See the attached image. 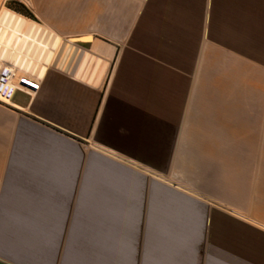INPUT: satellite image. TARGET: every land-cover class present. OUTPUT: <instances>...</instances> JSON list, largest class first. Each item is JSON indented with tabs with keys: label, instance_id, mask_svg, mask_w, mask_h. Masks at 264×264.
<instances>
[{
	"label": "crops",
	"instance_id": "1",
	"mask_svg": "<svg viewBox=\"0 0 264 264\" xmlns=\"http://www.w3.org/2000/svg\"><path fill=\"white\" fill-rule=\"evenodd\" d=\"M26 8L42 32L9 65L39 89L0 104V264H264V0Z\"/></svg>",
	"mask_w": 264,
	"mask_h": 264
},
{
	"label": "bare ground",
	"instance_id": "2",
	"mask_svg": "<svg viewBox=\"0 0 264 264\" xmlns=\"http://www.w3.org/2000/svg\"><path fill=\"white\" fill-rule=\"evenodd\" d=\"M41 32L42 31L40 30V28H38L34 24L25 21L24 19L17 16L16 14H13L7 9L1 7L0 8V67L8 66L11 68V71L17 74L27 75L28 77H32L36 81H38L35 77L39 73L41 68H40V65L37 66L34 61L28 60L27 62H25L24 71L28 70L29 73L34 72L35 77L25 74V73H19V71L14 70L9 65V63L11 64L16 63V53L22 49L26 41V38H28L29 41H32V37L35 36L36 34L40 35ZM46 40L48 42V45H47V49H48L53 43L54 37H50V36L48 37V35L45 34V40L42 41L41 46H40L41 49L39 50V52L42 49H44L43 46L46 45ZM58 47L59 48L61 47L64 50L63 52L64 54L69 53L68 51L71 48L72 50L74 49V47H72L69 42L64 43L61 40H58L56 42V47H54V53H56ZM42 61H43V58L41 62ZM20 64H21V61L18 62V65ZM63 64H64L63 60L59 61L58 68L63 67V69L65 70L66 68L65 66H63Z\"/></svg>",
	"mask_w": 264,
	"mask_h": 264
},
{
	"label": "built area",
	"instance_id": "3",
	"mask_svg": "<svg viewBox=\"0 0 264 264\" xmlns=\"http://www.w3.org/2000/svg\"><path fill=\"white\" fill-rule=\"evenodd\" d=\"M38 89L39 82L34 78L17 74L8 66L0 67V104L8 105L17 92L32 95Z\"/></svg>",
	"mask_w": 264,
	"mask_h": 264
},
{
	"label": "rangeland",
	"instance_id": "4",
	"mask_svg": "<svg viewBox=\"0 0 264 264\" xmlns=\"http://www.w3.org/2000/svg\"><path fill=\"white\" fill-rule=\"evenodd\" d=\"M28 2H29V0H1L0 1V8L1 7L5 8V9L10 10L16 14H18L17 11L25 13V12H28V9L26 8V5L28 4ZM18 15H20V14H18ZM20 16H22V15H20ZM24 18L26 19V17H24ZM28 19L29 18H27V20ZM30 20H33V17H32V19H29V21ZM31 22H33V21H31ZM82 39L80 41H82ZM263 147H264V141H263Z\"/></svg>",
	"mask_w": 264,
	"mask_h": 264
},
{
	"label": "trees",
	"instance_id": "5",
	"mask_svg": "<svg viewBox=\"0 0 264 264\" xmlns=\"http://www.w3.org/2000/svg\"><path fill=\"white\" fill-rule=\"evenodd\" d=\"M17 13L26 17V18L32 19V16L28 12L23 13V12L17 11Z\"/></svg>",
	"mask_w": 264,
	"mask_h": 264
},
{
	"label": "water",
	"instance_id": "6",
	"mask_svg": "<svg viewBox=\"0 0 264 264\" xmlns=\"http://www.w3.org/2000/svg\"><path fill=\"white\" fill-rule=\"evenodd\" d=\"M1 1V0H0Z\"/></svg>",
	"mask_w": 264,
	"mask_h": 264
}]
</instances>
